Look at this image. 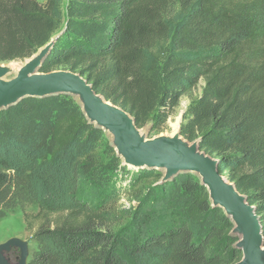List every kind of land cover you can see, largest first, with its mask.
I'll return each instance as SVG.
<instances>
[{
	"label": "trees",
	"instance_id": "obj_1",
	"mask_svg": "<svg viewBox=\"0 0 264 264\" xmlns=\"http://www.w3.org/2000/svg\"><path fill=\"white\" fill-rule=\"evenodd\" d=\"M65 11L40 71L80 73L156 132L188 96L181 135L218 161L264 236V0H67ZM62 19L60 0H0V62L31 56ZM125 170L70 95L0 111V218L20 209L36 243L28 264L242 259L232 222L197 177L160 183L161 171L139 169L127 193L136 205L123 216L113 174Z\"/></svg>",
	"mask_w": 264,
	"mask_h": 264
},
{
	"label": "water",
	"instance_id": "obj_2",
	"mask_svg": "<svg viewBox=\"0 0 264 264\" xmlns=\"http://www.w3.org/2000/svg\"><path fill=\"white\" fill-rule=\"evenodd\" d=\"M63 31L53 35L28 58L5 62L0 75V111L26 97L70 95L87 121L111 138L121 165L134 170H162L160 183L180 173L195 175L206 187L211 205L220 208L233 224L232 234L238 237L235 245L242 251V259L236 264H264V236L255 207L233 182L219 173L218 161L200 149L199 139L189 141L181 135L182 116L177 137L159 134L148 138L143 130L145 126L138 128L129 113L96 93L80 73L62 69L40 71ZM10 62H14L13 67ZM4 74L8 80L2 78ZM29 257V243L25 239L9 238L0 243V264H28Z\"/></svg>",
	"mask_w": 264,
	"mask_h": 264
},
{
	"label": "rangeland",
	"instance_id": "obj_3",
	"mask_svg": "<svg viewBox=\"0 0 264 264\" xmlns=\"http://www.w3.org/2000/svg\"><path fill=\"white\" fill-rule=\"evenodd\" d=\"M39 1L42 2L45 0H39ZM60 4L63 13V19H62L63 24L57 33H60L64 29L67 0H60ZM202 85L203 82L201 81L197 86L196 91L194 92V97L200 95ZM189 103H190V99L188 96L185 95L181 96L178 104L170 112L166 120L165 126L161 130V132H156L155 130L154 131L151 130L152 122H150L143 129L145 131V135L148 138H151L159 134H166L173 131L174 127L178 124L177 122L181 118V116L184 118V114L187 110ZM105 136L109 140V145L112 147L111 138L108 135ZM125 167H126L125 171H118V173L113 174L114 189L116 193L115 197L117 198V205H118L117 211H121L123 213V216H125L128 212L132 211L133 207L136 205V201L132 199L127 193L129 192L132 181L136 179L137 177L136 173L138 172V170L128 168L127 166ZM162 172L163 171L161 170V173ZM27 210L31 212H36L37 206L31 205ZM22 236L29 243V250L31 255V252L36 248V243L30 237V234L25 230V225L20 209L19 208L11 209L5 214V216L0 218V243L6 241L9 238H22Z\"/></svg>",
	"mask_w": 264,
	"mask_h": 264
},
{
	"label": "bare ground",
	"instance_id": "obj_4",
	"mask_svg": "<svg viewBox=\"0 0 264 264\" xmlns=\"http://www.w3.org/2000/svg\"><path fill=\"white\" fill-rule=\"evenodd\" d=\"M6 64H7V63H5V62L0 63V75H1V73L3 72V67H5ZM9 64L13 67L14 62H10ZM9 64L7 65L8 67H10ZM18 71H19V69L16 70V73H15V74H17ZM13 77H14V76H13ZM2 78H3L4 80H8V79H7L8 76H6L5 74L2 76ZM180 121H181V118L178 120V122H177L178 124L174 127V130H173V131H171V132H169V133H166V134H160V136H163V137L167 136V137H169V138L177 137V135H178V128H179V123H180ZM140 133H141V131H140ZM142 133H143V131H142ZM142 133H141V134H142Z\"/></svg>",
	"mask_w": 264,
	"mask_h": 264
},
{
	"label": "crops",
	"instance_id": "obj_5",
	"mask_svg": "<svg viewBox=\"0 0 264 264\" xmlns=\"http://www.w3.org/2000/svg\"><path fill=\"white\" fill-rule=\"evenodd\" d=\"M21 239H24V237L22 236V238Z\"/></svg>",
	"mask_w": 264,
	"mask_h": 264
}]
</instances>
